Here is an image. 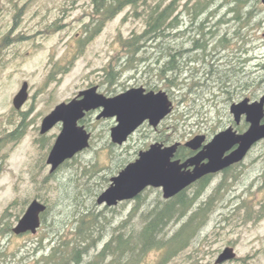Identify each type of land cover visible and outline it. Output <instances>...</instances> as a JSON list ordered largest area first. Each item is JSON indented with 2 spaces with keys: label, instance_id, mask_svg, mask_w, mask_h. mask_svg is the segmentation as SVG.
<instances>
[{
  "label": "rangeland",
  "instance_id": "374dc122",
  "mask_svg": "<svg viewBox=\"0 0 264 264\" xmlns=\"http://www.w3.org/2000/svg\"><path fill=\"white\" fill-rule=\"evenodd\" d=\"M92 1L0 0V264H45L54 247L67 256L80 242L78 231L82 227L90 236L81 243L87 250L77 264H89L95 231V236H102L104 241L120 232L129 238L139 233L145 213L165 201L161 189L151 188L141 198L111 208L97 203L99 194L110 184L106 178L134 161L158 132H136L112 151V120H98L100 112L96 110L80 121L92 133L90 147L55 172L47 163L62 126L57 124L45 134L40 129L43 118L57 104L94 85L107 96L113 94L111 91L118 93L124 87L152 82L165 86L157 77L148 78L157 73L153 58L147 61L149 66L142 62L136 68L124 67V45L144 31V18L136 17L127 7L95 33L100 21ZM188 1L176 0L178 13L185 12ZM195 1L191 0V4ZM213 1L210 11L214 13L208 17L207 30L211 49L218 55L214 56V68H239L243 61L247 71L244 75H249L243 82L251 87L243 95L258 97L264 92V4L253 0L238 14L231 0ZM153 2L150 0V4ZM188 17H183L184 24L190 23ZM188 36L180 37L179 43L189 44ZM222 36L229 41L226 48L220 45ZM148 49L133 59L151 57L156 49ZM206 65L194 62L190 73L197 69L209 71ZM116 71L117 81L111 85L107 72ZM182 79L180 87H171L174 110L162 131L173 128L177 141L184 143L197 134H206L207 129L212 136L231 123L230 103L217 84L208 81V87L188 92L191 78L184 73ZM24 81L29 83V98L18 110L13 98ZM159 89L165 90L162 86ZM194 97L197 98L190 101ZM196 109H202L204 119L194 114ZM184 112L191 117L181 120L180 128L188 132L179 137L176 127ZM11 134L17 139L9 140ZM186 190L195 197L193 211L203 203L212 205L191 244L166 264H216L227 246L235 247L237 258L222 264H264V140L255 145L243 164L218 175L211 185H192ZM36 198L50 206L43 225L37 234H14L12 228ZM179 225L177 220L171 222L164 234H173ZM163 254L164 248L152 249L140 264H157Z\"/></svg>",
  "mask_w": 264,
  "mask_h": 264
},
{
  "label": "water",
  "instance_id": "95a60500",
  "mask_svg": "<svg viewBox=\"0 0 264 264\" xmlns=\"http://www.w3.org/2000/svg\"><path fill=\"white\" fill-rule=\"evenodd\" d=\"M264 4V0H261ZM144 87H132L115 96H107L94 85L81 90L74 98L57 104L42 120L41 134L49 132L57 124L62 129L47 157L50 171L55 172L65 161L90 147L92 134L80 123L86 114L101 108L97 119L116 118L111 128V141L125 144L145 121L157 127L173 111V101L167 91H148ZM29 98V83L24 81L13 98V105L21 109ZM230 111L237 122L246 116L249 128L238 133L232 126L221 130L208 142L205 134H197L185 143L170 145L155 142L146 150H140L138 157L111 177L110 185L97 197L99 205L116 206L120 202L138 197L146 188H161L163 197L170 199L203 176L219 172L241 162L251 148L264 139V94L259 100L245 98L234 102ZM181 144L195 155L185 161L174 159ZM230 151L229 154L226 153ZM47 204L33 199L25 213L13 227L17 235L31 232L36 234L41 227V216ZM235 248L227 246L220 253L216 264L236 258Z\"/></svg>",
  "mask_w": 264,
  "mask_h": 264
},
{
  "label": "trees",
  "instance_id": "16d2710c",
  "mask_svg": "<svg viewBox=\"0 0 264 264\" xmlns=\"http://www.w3.org/2000/svg\"><path fill=\"white\" fill-rule=\"evenodd\" d=\"M138 1L139 0H114L113 11L109 14L106 8L107 0H94V6L96 9L93 12L96 16L98 14L103 15V21H109L119 14L126 4L133 3L136 6V9H138ZM251 1L253 0H231V4L235 6L233 10L239 14V9L245 7L247 8ZM255 1L258 2L261 0ZM143 2V8L145 9L144 12L140 10V12L135 14L136 17L144 18L146 28L141 34L133 36L124 45V48L127 50V54L124 55V58L126 57L124 64L125 68H136L135 66L138 67V64H141L142 62L149 66L150 64L147 61H150V59L153 58L151 61H153V66L155 67L154 69H156L154 71L157 73H152L148 78L157 77L165 84V86L158 82H152L147 85L156 88L162 86L165 90H167L169 95H171L172 86L177 85L180 87V81L183 80L182 76L184 73H187L190 76L192 82L189 83L191 87H189L188 92H192L191 88L193 89V92H195L198 89L208 87V81L210 82L209 84L216 83L220 86H226L228 84H244L245 69L243 68L245 67V64H242L243 61L241 62L239 68L228 67L225 68L224 71L218 69L216 66L214 68V65H216L215 61L217 60L216 57L218 55L213 49H211L212 42L208 39L210 32L207 30L210 22L208 17L214 13L210 11V8L214 4L213 0H196L194 4H191V0L186 2L184 9L185 12L181 11V13L189 15V24L183 23L184 14L182 15L181 13H177L178 4L176 3L178 2H176V0H154L152 4H150V0H143ZM251 12L252 11H249V13ZM238 18L239 17L236 15V19ZM102 26L103 22L98 23L94 30L95 33H98L102 29ZM184 35H189V44L186 42L179 43V38ZM219 42L223 48H226L229 45V41L226 36L220 37ZM149 47L157 50H154L151 57L149 55H145L144 57L140 56L139 58L133 59L138 52L143 49L148 51ZM215 47L216 45H214V49ZM154 54H156V56ZM132 60H136V62L133 63ZM194 62L207 64L205 69L207 70V67L210 66V70L206 72L203 70V72H201L200 69H197L196 72L193 73L191 71L190 73V70L192 69L191 65ZM118 72L119 71L114 73L107 72V77L109 79L107 81L111 85L117 81ZM236 78H238V81L235 80ZM184 80H186V78ZM241 96H244L243 93H225V101L229 103L234 100L235 97ZM196 98L197 97H194L190 99V101ZM201 110L202 109H196L194 112V114L196 113L199 116L200 120L204 119V115H201ZM188 114L189 113L184 112L181 116H179L178 126L176 127L179 137L188 132L186 129L181 131L180 128V121L186 117H188L186 119L188 120L191 117H189ZM198 124H200L199 121ZM12 136L13 135L11 134L8 139L10 140L12 138L15 140L18 137ZM109 145V149L112 151L113 148H116L117 146L111 141L109 142ZM189 153V149L185 145H181L178 148L176 155L180 159H185ZM67 163H69V161L65 162L60 168L65 166ZM106 182L109 183L110 178H106ZM195 185L200 186V188H204L206 183L198 182ZM101 191L102 189L99 190V192ZM139 197L141 198L142 195ZM194 203L195 197L188 195L187 190H183L175 197L158 203V205H156L150 212L145 213L141 226L138 229L139 233L131 234L128 238L127 244L129 246L130 256L129 264H140V261L144 259L148 251L163 248V258H161L157 264H166L170 262L172 258L176 257L184 248L188 247L199 230L205 224L207 213L212 205L211 202L203 203L193 211ZM49 210L50 206L48 205V209L43 214V217L46 216ZM190 211L193 213H190ZM82 220L85 224L88 222L85 219ZM175 220L180 222L176 232L170 235L164 234L169 224ZM82 228L83 229L78 231L80 239L78 241L80 242H78L77 245H73L69 255H61L60 251L54 247V251H52L51 255L48 257L49 259L47 258L45 264L80 263L81 255L87 250V247H82L81 243L88 240L90 236V234L87 233L86 228ZM0 230L3 229L0 228ZM123 238V233L120 232L119 234L114 235L108 243L110 244L109 247L114 255V259L112 260L113 264H119V261L122 259L124 252Z\"/></svg>",
  "mask_w": 264,
  "mask_h": 264
},
{
  "label": "flooded vegetation",
  "instance_id": "af4514ba",
  "mask_svg": "<svg viewBox=\"0 0 264 264\" xmlns=\"http://www.w3.org/2000/svg\"><path fill=\"white\" fill-rule=\"evenodd\" d=\"M93 2V9L95 10L96 9V7L94 6V0L92 1ZM113 6H114V0H107V4H106V8H107V12L109 13V14H111L112 13V11H113ZM127 7H130L132 10H133V13H137V12H140V9L141 8H143L144 7V2H143V0H139L138 1V9H136V6L133 4V3H131V4H126L125 6H124V8L123 9H125V8H127ZM135 9L137 10V11H135ZM97 18H99L98 19V22L100 21V22H103V26L105 25V23H106V21H103V19H104V16L103 15H97ZM102 19V20H101ZM103 26H102V28H103ZM246 68V64H245V67H244V69ZM245 72H247L246 71V69H245ZM247 77H249V75H245V78H247ZM247 82H244V84L243 85H241V84H228V85H223V86H220V85H216V86H219V87H221L222 89V92L225 94V93H232V94H236V93H244L246 90H249L251 87H248L247 86V84H246ZM216 84V83H215ZM132 87H134V86H132ZM132 87H129V88H125L124 87V89H121V91L120 92H118V93H114L113 91H111L113 94L111 95V96H115V95H117V94H119V93H121V92H123V91H126V90H128V89H130V88H132ZM141 87H144L145 89H146V91L145 92H148V91H151V90H154V91H159V90H161V89H159V88H156V87H150V86H148L147 84H144V85H142ZM264 94V92H262L258 97H245V96H241V97H235L234 98V100H232L231 102H229L230 103V105L232 104V103H234V102H240L241 100H243V99H245V98H249L250 99V101L252 102V101H255V100H259L260 98H261V96ZM169 97H170V95H169ZM96 111H101V109H97ZM88 113H90V112H88ZM87 113V114H88ZM87 114H86V116H87ZM230 118H231V123L227 126V127H225V128H223V130L224 129H226V128H228V127H230V126H232L233 128H234V130H236L238 133H243V132H245L248 128H249V123L247 122V120H246V116L245 115H242L241 116V118H240V121L239 122H237L236 120H235V118H234V116H233V114L231 113V111H230ZM109 119H111L112 120V123H111V128L116 124V118L115 117H109ZM167 119H168V116L164 119V120H162L161 122H160V124L157 126V127H154V126H152L150 123H149V121L147 120V121H145L143 124H142V126L137 130V132H139V131H141V130H145L146 132L148 131L149 133H151L150 132V130H152L153 132H158V134L156 135V136H154L153 137V139H152V142L151 143H149L146 147H144L142 150H146V149H148L149 147H150V145L151 144H153V143H155V142H160V143H163V144H165V145H170V144H173V143H175V142H177V138H176V130H174L173 128L172 129H170V131H168V130H166V128H165V131H162V128H163V126H164V124L166 123V121H167ZM98 120H100V119H98ZM59 124H61V126H62V123H59ZM84 125V124H83ZM85 126V125H84ZM86 127V126H85ZM87 128V127H86ZM111 128H110V132H111ZM222 130V129H221ZM207 132H206V134H205V136H206V140H205V142L204 143H208L212 138H213V136L216 134H214V135H212V136H210L209 134H210V132H209V130L207 129L206 130ZM214 131V130H213ZM212 131V132H213ZM174 132H175V134H174ZM211 132V133H212ZM219 132V131H218ZM41 133V132H40ZM92 134V133H91ZM134 135V134H133ZM132 135V136H133ZM17 136V135H16ZM131 136V137H132ZM92 139V138H91ZM113 143V142H112ZM259 143V142H258ZM115 144V143H114ZM116 145H118V144H116ZM256 145V144H255ZM255 145L251 148V150L248 152V154L245 156V158L241 161V162H239V163H236V164H233V165H231L230 167H228V168H225V169H223V170H221V171H219V172H216V173H210V174H207V175H205V176H203L201 179H199V180H197L196 182H194L193 184H191L189 187H191L192 185H195V184H197L198 182H201V183H206V185H211L212 184V181L213 180H215V178L218 176V175H222V174H224V173H226V172H228V171H230V169H233V168H235V167H237V166H240L241 164H243L245 161H246V159H247V157H248V155H249V153L252 151V149L255 147ZM181 146V145H180ZM179 146V147H180ZM188 148V147H187ZM189 149V151H190V153H189V155L185 158V159H181L182 161H185L187 158H189V157H191V156H193V155H195L198 151H193V150H191L190 148H188ZM230 153V151H228L227 153H226V155L227 154H229ZM176 154H177V152H176ZM138 156V155H137ZM178 157H177V155H175V158L174 159H177ZM110 182H111V179H110ZM188 187V188H189ZM151 188H153V187H148V188H146L144 191H143V193L146 191V190H148V189H151ZM159 189H161V188H159ZM162 190V189H161ZM143 193H141L139 196H141ZM162 194H163V191H162ZM136 197V198H134V199H139L140 197ZM175 197V196H174ZM134 199H132V200H134ZM165 200H169V199H165ZM127 201H131V200H127ZM123 202H125V201H123ZM120 203H122V202H120ZM119 203V204H120ZM118 204V205H119ZM117 206V205H116ZM112 207H114V206H112ZM111 208V207H110ZM254 217H256V216H254ZM259 217H262V215H260ZM261 221V220H260ZM18 223V222H17ZM43 223H44V217L43 216H41V226L43 225ZM41 228V227H40ZM13 229V228H12ZM39 231V230H38ZM12 232H13V230H12ZM14 233V232H13ZM26 233H31V232H26ZM95 233H96V231L93 233V235H92V238H91V244H92V246H91V256H90V260H89V264H113L112 263V260L114 259V255H113V252L111 251V249H110V244H108L110 241H104L103 240V237L102 236H98V234H97V236H95ZM15 234V233H14ZM25 234V233H24ZM33 234V233H32ZM37 234V233H36ZM17 235V234H16ZM123 240H124V247H123V249H124V252H123V255H122V259L119 261L120 263L119 264H129V246H128V237H125V235H124V233H123ZM231 247H233V246H231ZM235 248V247H234ZM151 251V250H150ZM145 258V257H144ZM236 258H237V256H236ZM236 258H234V260L236 259ZM82 260V259H81ZM233 260V259H232ZM228 262V261H227Z\"/></svg>",
  "mask_w": 264,
  "mask_h": 264
},
{
  "label": "bare ground",
  "instance_id": "6f19581e",
  "mask_svg": "<svg viewBox=\"0 0 264 264\" xmlns=\"http://www.w3.org/2000/svg\"><path fill=\"white\" fill-rule=\"evenodd\" d=\"M177 13H178V12H177ZM177 13H176V14H177ZM181 14H182V13H181ZM183 14H184V13H183ZM183 14H182V15H183ZM184 16H185V14H184ZM187 16H188V15H187ZM190 16H191V15H190ZM180 18H181V17H180ZM188 18H189V17H188ZM183 19H184V18H183ZM151 224H152V223H151ZM134 247H135V246H134ZM48 259H49V258H48Z\"/></svg>",
  "mask_w": 264,
  "mask_h": 264
}]
</instances>
